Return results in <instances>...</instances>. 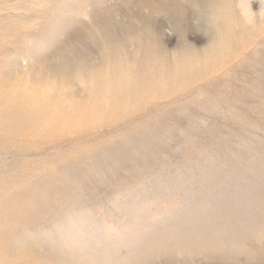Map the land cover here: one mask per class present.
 <instances>
[{
    "label": "rangeland",
    "instance_id": "obj_1",
    "mask_svg": "<svg viewBox=\"0 0 264 264\" xmlns=\"http://www.w3.org/2000/svg\"><path fill=\"white\" fill-rule=\"evenodd\" d=\"M0 264H264V0H0Z\"/></svg>",
    "mask_w": 264,
    "mask_h": 264
},
{
    "label": "bare ground",
    "instance_id": "obj_2",
    "mask_svg": "<svg viewBox=\"0 0 264 264\" xmlns=\"http://www.w3.org/2000/svg\"><path fill=\"white\" fill-rule=\"evenodd\" d=\"M112 80V79H111ZM127 83V82H126ZM2 261V260H1Z\"/></svg>",
    "mask_w": 264,
    "mask_h": 264
}]
</instances>
